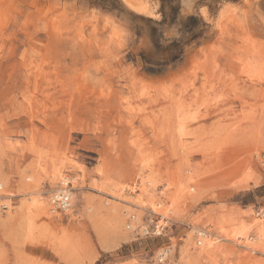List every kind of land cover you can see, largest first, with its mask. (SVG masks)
I'll list each match as a JSON object with an SVG mask.
<instances>
[{"label": "rangeland", "instance_id": "374dc122", "mask_svg": "<svg viewBox=\"0 0 264 264\" xmlns=\"http://www.w3.org/2000/svg\"><path fill=\"white\" fill-rule=\"evenodd\" d=\"M0 183V264H264V0H0Z\"/></svg>", "mask_w": 264, "mask_h": 264}, {"label": "bare ground", "instance_id": "6f19581e", "mask_svg": "<svg viewBox=\"0 0 264 264\" xmlns=\"http://www.w3.org/2000/svg\"><path fill=\"white\" fill-rule=\"evenodd\" d=\"M127 1H129V0H127ZM56 170V169H55ZM59 172V171H58ZM57 178H59L58 177V175H57V172L55 171V173H53V178H52V180H53V182L54 183H57L56 181H57ZM64 181H65V177H62V184H64ZM2 187V184L0 183V188ZM63 191V189L61 188V189H59V190H57V192H55V194H57V193H60V192H62ZM70 195V194H69ZM49 205V206H48ZM47 206H48V208H49V211H50V213H51V206H50V202H49V199L48 200H45L43 197H41V196H38L37 198L35 197L34 199H33V201L31 202V204H29L26 208L27 209H30V211L31 210H33L35 213H37L38 215H43V216H48L47 215ZM154 207V209L156 208L155 207V205H153ZM163 211H165V210H163ZM49 217V216H48ZM132 218H135L134 216L132 217ZM227 218H228V216H227ZM222 220L224 221V220H227L226 218H225V216H223L222 215ZM259 221V220H258ZM256 223V222H255ZM254 223V224H255ZM262 223L263 222H258L257 224H255V226L256 227H258V232L256 233V235H255V237L253 238V237H251V239L253 238L254 239V245H255V247L257 246V245H260L261 243H263L264 242V226L262 225ZM253 224V225H254ZM233 226H235L234 225V223H233ZM246 226H248V225H246ZM155 229H157L158 228V226L157 225H155ZM254 227V226H253ZM239 230V229H238ZM250 230V227H244V225L241 227V230H240V236L242 237V238H245V239H248L247 238V232ZM239 232V231H238ZM198 233V235H200V238H198L197 239V241H196V244L197 245H200V247L201 248H199L200 249V251H202V250H204V251H206V250H208V249H211L212 247H213V245H214V242L209 238V235L208 234H206V233H204V232H200V231H198L197 232ZM194 237V236H193ZM192 237V238H193ZM245 243H247V242H245ZM258 247V246H257ZM167 252L168 251H164V252H162L163 253V255H167Z\"/></svg>", "mask_w": 264, "mask_h": 264}, {"label": "built area", "instance_id": "2783aa9c", "mask_svg": "<svg viewBox=\"0 0 264 264\" xmlns=\"http://www.w3.org/2000/svg\"><path fill=\"white\" fill-rule=\"evenodd\" d=\"M62 189V192L57 194H55L54 192L49 196V202L51 206L50 210L53 214L64 213L71 207V196L73 189V183L71 178L65 177ZM260 213L261 215H263L264 209Z\"/></svg>", "mask_w": 264, "mask_h": 264}]
</instances>
